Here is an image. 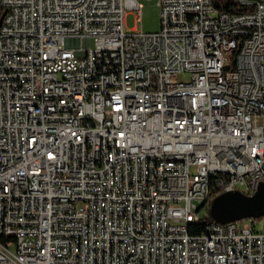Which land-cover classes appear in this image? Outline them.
<instances>
[{
	"label": "built area",
	"instance_id": "obj_1",
	"mask_svg": "<svg viewBox=\"0 0 264 264\" xmlns=\"http://www.w3.org/2000/svg\"><path fill=\"white\" fill-rule=\"evenodd\" d=\"M235 1L143 33L137 0H3L0 264H264V219L183 231L264 184V0Z\"/></svg>",
	"mask_w": 264,
	"mask_h": 264
},
{
	"label": "water",
	"instance_id": "obj_2",
	"mask_svg": "<svg viewBox=\"0 0 264 264\" xmlns=\"http://www.w3.org/2000/svg\"><path fill=\"white\" fill-rule=\"evenodd\" d=\"M3 14L0 18V25ZM250 212H264V186H260L253 198H246L238 192L225 193L219 196L212 204L211 216L226 219V222L237 221L245 218Z\"/></svg>",
	"mask_w": 264,
	"mask_h": 264
},
{
	"label": "rangeland",
	"instance_id": "obj_3",
	"mask_svg": "<svg viewBox=\"0 0 264 264\" xmlns=\"http://www.w3.org/2000/svg\"><path fill=\"white\" fill-rule=\"evenodd\" d=\"M137 2L141 5L140 9V24L136 23V12L134 10L126 11V19H125V30L126 31H134L138 30L143 33H155L160 29V9L158 8V0H137ZM90 47H93L92 40L90 41ZM187 76H179V81H186ZM193 171V170H191ZM252 196L251 198H253ZM207 211L202 208L199 212L200 215H203ZM212 213V206L210 209L208 208V215ZM212 222L223 223L227 220L218 216L210 218ZM244 220V219H241ZM264 228V220L257 225L256 229L258 231H263Z\"/></svg>",
	"mask_w": 264,
	"mask_h": 264
},
{
	"label": "trees",
	"instance_id": "obj_4",
	"mask_svg": "<svg viewBox=\"0 0 264 264\" xmlns=\"http://www.w3.org/2000/svg\"><path fill=\"white\" fill-rule=\"evenodd\" d=\"M1 1V0H0ZM212 5L220 12V13H227L229 15H238V14H246L250 13L253 11V7H244L240 6L235 0H211ZM4 10L3 7L0 4V18L3 14ZM212 204V202H211ZM211 206H208L210 209ZM247 216L261 220L264 219V212L261 213H253L250 212L247 214ZM212 216L211 214L208 215V218L205 219V223H198V224H193L189 227V233L193 235H198L201 234L202 232L205 231V227L209 222H212L211 219Z\"/></svg>",
	"mask_w": 264,
	"mask_h": 264
},
{
	"label": "bare ground",
	"instance_id": "obj_5",
	"mask_svg": "<svg viewBox=\"0 0 264 264\" xmlns=\"http://www.w3.org/2000/svg\"><path fill=\"white\" fill-rule=\"evenodd\" d=\"M1 6L3 7V0L0 1ZM218 59V50L217 49H209V61H216ZM29 119H32L33 124H40L45 120V112L43 108H31L29 111ZM260 186H264V184H258L251 188V197L256 194ZM236 190H220L219 193H216V196L212 197V204L219 196L225 193H234ZM211 204V206H212ZM201 223V220L198 219H187L183 224V231H189V227L193 224ZM192 227V226H191Z\"/></svg>",
	"mask_w": 264,
	"mask_h": 264
}]
</instances>
